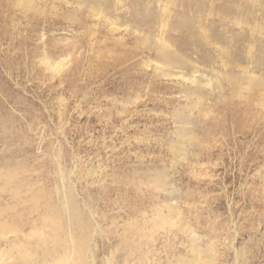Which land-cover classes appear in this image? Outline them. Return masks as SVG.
Returning a JSON list of instances; mask_svg holds the SVG:
<instances>
[{
  "label": "rangeland",
  "instance_id": "rangeland-1",
  "mask_svg": "<svg viewBox=\"0 0 264 264\" xmlns=\"http://www.w3.org/2000/svg\"><path fill=\"white\" fill-rule=\"evenodd\" d=\"M65 256L264 264V0H0V264Z\"/></svg>",
  "mask_w": 264,
  "mask_h": 264
},
{
  "label": "bare ground",
  "instance_id": "bare-ground-1",
  "mask_svg": "<svg viewBox=\"0 0 264 264\" xmlns=\"http://www.w3.org/2000/svg\"><path fill=\"white\" fill-rule=\"evenodd\" d=\"M53 259V258H51ZM58 261H56L55 263L53 264H70L69 263V258H67L66 256L65 257H61L59 259H57ZM45 261V260H44ZM44 264H48V262L46 261Z\"/></svg>",
  "mask_w": 264,
  "mask_h": 264
}]
</instances>
